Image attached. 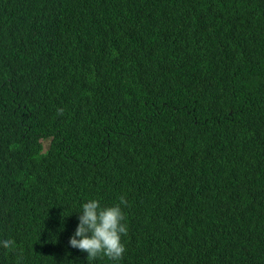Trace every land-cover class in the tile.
I'll use <instances>...</instances> for the list:
<instances>
[{"label": "trees", "instance_id": "obj_1", "mask_svg": "<svg viewBox=\"0 0 264 264\" xmlns=\"http://www.w3.org/2000/svg\"><path fill=\"white\" fill-rule=\"evenodd\" d=\"M121 197L122 259L87 260L82 205ZM4 239L0 264H264V0H0Z\"/></svg>", "mask_w": 264, "mask_h": 264}, {"label": "clouds", "instance_id": "obj_2", "mask_svg": "<svg viewBox=\"0 0 264 264\" xmlns=\"http://www.w3.org/2000/svg\"><path fill=\"white\" fill-rule=\"evenodd\" d=\"M120 203L102 207L98 200H89L82 205L78 214V224L68 244L71 248L87 254V260L107 257L112 261L122 259L125 247L121 242L122 235L127 234L124 213ZM0 247L13 251L15 242L12 239L0 241Z\"/></svg>", "mask_w": 264, "mask_h": 264}, {"label": "rangeland", "instance_id": "obj_3", "mask_svg": "<svg viewBox=\"0 0 264 264\" xmlns=\"http://www.w3.org/2000/svg\"><path fill=\"white\" fill-rule=\"evenodd\" d=\"M48 141L47 140H45V141H42V144H43V147H44V149H47V147H48Z\"/></svg>", "mask_w": 264, "mask_h": 264}]
</instances>
